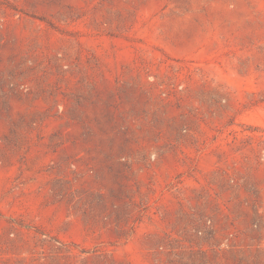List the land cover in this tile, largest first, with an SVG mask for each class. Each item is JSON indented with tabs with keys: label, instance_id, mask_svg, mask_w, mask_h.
Segmentation results:
<instances>
[{
	"label": "rangeland",
	"instance_id": "rangeland-1",
	"mask_svg": "<svg viewBox=\"0 0 264 264\" xmlns=\"http://www.w3.org/2000/svg\"><path fill=\"white\" fill-rule=\"evenodd\" d=\"M0 264H264V0H0Z\"/></svg>",
	"mask_w": 264,
	"mask_h": 264
}]
</instances>
